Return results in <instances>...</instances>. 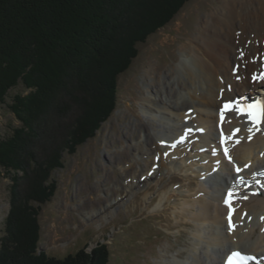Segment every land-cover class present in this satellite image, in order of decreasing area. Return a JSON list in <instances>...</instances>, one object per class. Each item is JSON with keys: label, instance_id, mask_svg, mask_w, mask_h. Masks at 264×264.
<instances>
[{"label": "trees", "instance_id": "16d2710c", "mask_svg": "<svg viewBox=\"0 0 264 264\" xmlns=\"http://www.w3.org/2000/svg\"><path fill=\"white\" fill-rule=\"evenodd\" d=\"M188 1L0 0V103L20 83L28 90L9 104L21 125L0 141V166L25 173L29 186L22 194L12 185L0 264H110L106 243L63 258L41 249V206L56 192L51 176L63 152L75 153L115 110L118 78L137 45ZM39 150L49 156L43 163Z\"/></svg>", "mask_w": 264, "mask_h": 264}, {"label": "rangeland", "instance_id": "374dc122", "mask_svg": "<svg viewBox=\"0 0 264 264\" xmlns=\"http://www.w3.org/2000/svg\"><path fill=\"white\" fill-rule=\"evenodd\" d=\"M241 1L240 9L235 0L232 2L230 0H190L180 9L173 20L151 34L146 42L137 45L138 56L133 59L130 68L118 78V102L115 110L101 124L96 135L79 145L75 153L64 151L63 163L52 172L51 179L56 180L57 189L52 198L41 206L39 215L41 249L49 255L63 258L86 246H88L86 250L90 252L100 242L108 245L110 264H177L173 259L179 256L180 252L183 253L182 258L176 259L180 262L187 261L190 256L189 250L192 249L190 244L194 240L193 224L189 218L181 214L182 207L176 204L177 201H182L180 195L187 198L194 197L193 191L187 192L180 189V185H186L183 182L187 180L177 172H173L164 175L160 180L164 186L153 181L143 190H138L136 195L123 197L125 192L122 182L133 175L128 171L135 168L123 169L122 165L125 162V165H129L130 160H134L128 155L125 156V152L128 147L133 146V142L137 141L138 136L147 132L145 142L151 141L152 144L154 137L149 128H153L154 131L161 130L159 121L148 117L150 113L147 107L155 103L157 109L165 111L166 108L162 106L164 103L159 96H156L152 103L143 100V95L147 92V85L151 95H156L157 91L162 90L163 87L168 88L163 78H168L170 81L173 79L176 74L174 68H177L183 53L192 58L202 59V55L195 54L194 47H191L190 44L191 41L197 40L196 36L202 25L211 23V19L220 9L229 10V7H233L242 10V23L248 21V27L264 31L263 25H257V23H264V20L258 21V15L264 16V8L260 1ZM248 9L254 12L253 15L249 14ZM236 22L239 24V20ZM242 23L240 26H236V34H231L229 31L228 35L222 36L219 40L240 43V39H243L248 40L247 44H250V36L247 33L245 36H240L243 30ZM210 33L217 41L218 30L211 28ZM261 37V40H264V34H261ZM224 47L226 52L221 61L227 58L238 59L232 44L224 43ZM211 49L210 59H205L191 67L180 79V85L184 86H180L177 93L182 92L186 86H192L195 74L200 75L201 72H204L205 79L208 81L214 78L213 65L217 63L218 57L213 52L212 46ZM242 50L243 48L239 52ZM262 52L264 49L259 47L253 55L260 54L262 58ZM200 64L203 65L202 68ZM27 92L28 90L20 83L11 88L5 102L0 103V141L10 136L13 129L21 125L9 104L15 94ZM237 92L239 93V91ZM191 96L202 102L207 101L202 86H192ZM143 102L147 103V107L143 106ZM187 103L188 101L174 109H180ZM74 113L75 110L74 112L69 111L64 122L72 123ZM138 116L142 118L141 120H148L149 125L137 128L133 122L137 120ZM170 124L172 123L170 122ZM146 143L140 144L137 151L132 149L131 156L139 157L138 151L146 152ZM148 146L153 148L149 144ZM36 153L39 159L44 157L41 163L48 159L46 158L48 155L44 156L41 150ZM147 155L145 154L144 158H147ZM140 159L136 164L135 179L137 182L141 181V178L146 176L150 169V167L143 166L144 161H140ZM173 160L176 162L175 166L179 165L177 164L179 160ZM151 164L153 165L152 162ZM173 169L178 170L176 167ZM121 171H126V173ZM181 172L183 175H191L190 170ZM133 173L135 172L133 171ZM25 176V173L21 172L8 173L0 166V238L5 234L6 217L11 209L12 185L18 183L19 190L23 194L26 187H29L24 182ZM27 179L31 183V177ZM142 181L146 182L143 179ZM188 181H190L189 178ZM205 183L212 187L214 185V182L206 181ZM179 189L182 190V194L178 192ZM163 190L168 193L173 190L174 193H170L173 197L170 200L164 198ZM117 194L122 196L119 198L121 199L119 203L122 205L119 203L120 207L114 205V212L110 208V204L107 203L115 201V198L118 199ZM100 207L102 208L100 211L104 210L103 214L95 218L90 217L88 213ZM190 261H192L191 258Z\"/></svg>", "mask_w": 264, "mask_h": 264}, {"label": "bare ground", "instance_id": "6f19581e", "mask_svg": "<svg viewBox=\"0 0 264 264\" xmlns=\"http://www.w3.org/2000/svg\"><path fill=\"white\" fill-rule=\"evenodd\" d=\"M230 1L232 2V0ZM246 1L250 2L251 0ZM259 1L264 8V0ZM235 2H238V7L241 6V0H235ZM241 11L233 7H229V10H226V8L220 9L211 19V23L202 25L199 28L196 36L197 40H199L198 43L196 40L195 42L191 41L190 44L191 47H194V53L202 55V59L192 58L183 53L180 63L177 64V68H174L176 74L173 76V79L170 81L168 78H163L168 88L163 87L162 90L157 91L156 95H151L148 89L149 86L147 85V92L143 95V100L152 103L156 96H159L164 103L162 106L166 108L165 111H162L156 108L155 103L147 107V103L143 102V106L147 107L150 113L148 117L153 118V120H158L161 124L159 125L161 126V130L157 129V131H154L153 128H149L154 137L153 143L151 144V141L145 142L147 138V132H145L138 136L137 141L133 142V146L128 147L125 152V156L128 155L131 159L134 158V160H130L131 163L129 165H125V162L122 168L135 169L128 171L129 173L132 172L133 175L122 182V187L124 186L123 191L125 192L123 197L132 196L133 194L136 195L138 190H143L151 185L153 181L156 184L161 183L164 186L160 180L164 175L173 172H177L182 178L187 180L183 182L186 185H180V189L186 190L187 192L193 191L194 197L187 198L184 195H180L182 196V201H177L176 203L182 207V210H180L181 214L189 218L190 222L192 221V233L194 236V240L190 244L192 249L189 250V258L187 261L184 260L185 262L178 261L176 258L181 257L183 254L180 252V255L173 259L177 264H185L187 262L189 264H221L226 254L236 248H242L248 252L264 255V219H262L264 217V186L260 185L261 191L259 193L250 192L251 195H248V199H242L235 204L237 210L233 218V223L236 224V227L232 231L229 230V222L226 218L228 209L223 202L225 189L231 187L234 182H238L241 179L250 181L252 180V174L255 172L259 173V180L264 182V128L253 133H248L242 118L236 116L234 113H230L223 125L222 131L231 134L235 128L241 127L239 133L241 138L240 142L238 144L229 142V155L232 157V160L230 161L226 158L219 149L217 150L219 154L212 152L218 143L221 133L217 124L219 109L226 102L233 101L235 98L247 94H250L251 99H254L260 91L261 86H264V83L262 84L259 80L254 81L253 79L255 74H260L264 70V52H262V58L260 54L253 55L259 47L264 49V41L261 40V34H264V31L254 29L251 26L248 27V21L242 23L243 15ZM247 11L250 15L254 13L249 9ZM260 19L264 20V16L258 15V21ZM237 20H239V24H237ZM240 23H242L243 29L240 36H245L247 33L250 36V44H247L248 40L243 39H240V43L219 40L222 36L228 35L229 31L231 34H236V26H240ZM257 25H263L262 29L264 30V23H257ZM211 28L218 30L217 41L212 36V33H210ZM224 43H230L234 46L233 50L238 59L227 58L221 61L222 56L226 52ZM211 46L213 47V52L218 57L217 63L213 65L214 78L208 81L205 79L204 72H201L200 75L195 74L192 80V86H202L207 101L202 102L200 99L193 98L191 96L192 86H186L182 92L177 93L178 88L184 86L183 84L180 85V79L188 70L205 59H210V53L212 52ZM241 47L243 50L239 52L242 49ZM200 67L202 68L203 65L200 64ZM186 101L188 103L182 108L174 109V107H179ZM239 102H242V100L240 99ZM136 119L133 124H136L137 128L138 126L149 125L148 120H141L142 118L139 116ZM187 126L192 127L191 133L199 137V139L195 137L197 141L194 144L187 143L175 149L172 145H168L167 147L162 145V140L172 141L178 138ZM201 129L203 131H200ZM249 135L252 136L251 140L248 139ZM166 137L170 138L168 139ZM143 143H146V152L138 151L137 154H139V157L137 155L136 157L135 155L131 156V150L136 149L137 151L139 146H141L140 144ZM148 144L153 146V148H149ZM151 150L152 152H150ZM145 154H148L147 158H144ZM157 155L160 156L159 168L156 172L152 173L154 167L151 162L154 165L157 164L155 161ZM139 158H141L140 161H144L143 166L150 167L147 175L141 178V181L142 179L146 180L144 183L143 181L137 182L135 179L137 172L136 164ZM173 159L179 160L177 162L179 165L175 166L174 164L176 162ZM175 167L178 170H172ZM237 168L240 169L239 172H237ZM179 170H190L191 175H183ZM121 172L126 173V171ZM188 178L190 181H188ZM254 180L255 182L258 181V179ZM206 181L209 183L214 182L213 187L212 185L208 186L205 183ZM180 189L178 192L182 194V190ZM163 191L164 198L170 200L173 197L170 194L172 192L174 193L173 190L169 193L165 190ZM117 198H115V201L107 203L110 204V208L114 212V205H117V207L122 205L119 203L121 202L119 198H122V196L120 197L118 195ZM100 209L102 208L100 207L88 214L90 217L95 218L103 214L104 210L100 211ZM211 251L213 253H210ZM190 258L192 261L189 262ZM261 264H264V262Z\"/></svg>", "mask_w": 264, "mask_h": 264}, {"label": "snow or ice", "instance_id": "6c2138e0", "mask_svg": "<svg viewBox=\"0 0 264 264\" xmlns=\"http://www.w3.org/2000/svg\"><path fill=\"white\" fill-rule=\"evenodd\" d=\"M247 108V112L245 111V106L238 104L237 102H226L223 106V108L220 110V115H221V121L223 122L225 120V113L227 111H236L239 112L241 115L247 114L249 119L251 120H255V116L252 113V108L253 105L249 104L246 106ZM261 117L262 120H264V107L261 108ZM200 131H203L202 129ZM241 131V129L236 128L234 129L231 134H224L223 131L221 132L222 135V140L221 143L225 145L224 147V154L225 156H227V158L231 161L232 157L229 155V148L227 146V142L228 141H234L236 144H238L240 142V139L237 138L236 134L239 133ZM249 133L252 132V128L248 129ZM184 137H181V140H183ZM248 139L251 140L252 136L249 135ZM161 143H164L163 141ZM174 146V145H173ZM165 155H167V153H165ZM240 169L237 168V172H239ZM241 197H239L237 195V193L229 190V192L227 193V198L224 200L225 205L229 208V215H228V220H229V230L232 231L235 229L236 224L233 223V213L236 211V208L233 206L234 202L238 199H240ZM243 199H248V197H242ZM246 215V214H245ZM241 219H243V217H241ZM262 219H264V217H262ZM233 257H237V258H242V259H236L233 260ZM247 257L244 255V253L240 252V251H236V252H232L231 255L229 256L228 260L226 261V264H243V261L246 260ZM254 259V258H253Z\"/></svg>", "mask_w": 264, "mask_h": 264}]
</instances>
